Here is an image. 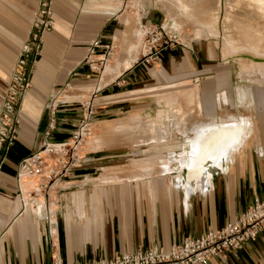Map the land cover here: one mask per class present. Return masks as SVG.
Returning a JSON list of instances; mask_svg holds the SVG:
<instances>
[{
	"label": "crops",
	"instance_id": "0c3cea01",
	"mask_svg": "<svg viewBox=\"0 0 264 264\" xmlns=\"http://www.w3.org/2000/svg\"><path fill=\"white\" fill-rule=\"evenodd\" d=\"M38 1L0 0V105ZM51 9L54 27L43 35L17 139L0 174V264H47L51 238L63 264L108 261L139 249L169 251L222 229L264 199V76L246 79L216 42L202 38L142 60V30L162 18L149 0H53ZM96 40L100 47L89 56ZM110 44L105 65L93 68ZM184 86L196 91L193 112L184 123L159 120L157 131L172 132L166 141H147L146 129L139 138L110 129L131 131L135 120L156 119L165 111L163 88ZM87 101L102 146L86 142L43 208L23 209L19 163L46 143L67 142ZM242 126L240 143L219 157L218 141ZM33 184L22 181L26 190ZM208 264H264V233Z\"/></svg>",
	"mask_w": 264,
	"mask_h": 264
},
{
	"label": "built area",
	"instance_id": "2783aa9c",
	"mask_svg": "<svg viewBox=\"0 0 264 264\" xmlns=\"http://www.w3.org/2000/svg\"><path fill=\"white\" fill-rule=\"evenodd\" d=\"M52 1H38L30 32L6 84L0 105V174L6 155L17 139L20 104L31 88V75L41 53L43 35L54 27ZM155 27V30H159L157 35L154 31L142 30L144 50L141 52V57L144 61L154 60L163 48L179 44L176 32H166L162 24ZM149 35L153 37L150 41ZM161 39L163 41L158 44ZM99 47V41H93L89 47V56ZM113 49L112 44L105 46V54L98 61V65H105ZM92 64L94 63L91 62L90 65ZM93 68L97 69V66ZM83 108L82 119L67 142L46 143L41 150L30 154L19 163L16 182L23 209L34 207L41 198L46 201L57 178L77 163L81 148L92 138L94 127L90 120L92 116L90 101L85 102ZM52 122L53 120L50 127ZM22 181H34V185L26 190L22 187ZM262 233H264V199L255 200L234 222L222 229L187 238L182 244L172 246L169 251L161 248L139 249L133 253L115 256L108 261H87L77 264H208L213 257H222L227 253L239 251L243 245L255 240ZM50 251V260L47 264H63L52 238Z\"/></svg>",
	"mask_w": 264,
	"mask_h": 264
},
{
	"label": "rangeland",
	"instance_id": "374dc122",
	"mask_svg": "<svg viewBox=\"0 0 264 264\" xmlns=\"http://www.w3.org/2000/svg\"><path fill=\"white\" fill-rule=\"evenodd\" d=\"M149 2L150 6L155 8L162 17L161 22L155 26L162 24L166 32H176L179 43L186 44L195 38L212 40L222 49L224 58L227 57L236 63L240 74H243L246 79L255 82L258 76L261 78L264 76V0H149ZM130 6L133 7L134 3ZM155 26H148L146 29L150 32L154 31L157 35L159 30H155ZM152 35L148 36L149 41L153 38ZM162 41L163 39L158 44ZM138 48L140 49V46ZM143 50L141 45V49L137 51L142 52ZM110 62L114 63L113 59ZM99 66L97 64V69L100 68ZM108 68L109 66L106 71ZM94 73L97 74L98 70ZM163 89L165 93L163 97H160L159 105H162L163 101L165 111H159L156 119L152 120L148 116L142 123L135 120L131 131L127 126L110 129L117 133H130L132 138H139L137 135L140 130L146 129L145 132L149 135L147 141L156 142V140L169 139L172 132L157 131L156 124L161 118L170 125L188 121L193 112L192 101L196 97V91L185 86L167 88L169 92L166 88ZM144 122H146L145 125ZM201 132L199 136L202 135L203 132ZM92 142L96 143L97 148L103 144L96 134L88 140V143ZM135 142L141 141L137 139L133 141ZM126 150L124 153L130 151L129 148Z\"/></svg>",
	"mask_w": 264,
	"mask_h": 264
},
{
	"label": "bare ground",
	"instance_id": "6f19581e",
	"mask_svg": "<svg viewBox=\"0 0 264 264\" xmlns=\"http://www.w3.org/2000/svg\"><path fill=\"white\" fill-rule=\"evenodd\" d=\"M245 127L244 126H242V127H236L235 128V131H234V136H226V135H224L223 136V138H222V140H219L218 141V145L220 146V144H222V147L221 148H219V146L217 145V153H218V155H219V157L220 156H223V157H221V158H224V157H226V156H228V154L232 151V149H234V148H236V146L240 143V141H241V139H242V133L244 134L245 133ZM218 130H220V129H218ZM217 130H212V131H210L209 132V134L211 135L212 133H214V132H216ZM94 134H95V132H94ZM204 134V133H203ZM202 134V136L201 137H207V135L209 136V134H207V135H203ZM84 146V145H83ZM214 150V152L216 151V146H215V148L213 149ZM233 151H235V150H233ZM198 153V145H197V147H196V150H195V155ZM216 153V154H217ZM194 160V165L192 166V169H191V172H192V170H193V168H195V166H196V159H193ZM203 164H205V163H203ZM190 166V168H191V165H189ZM189 168V169H190ZM196 170V169H195ZM203 170H205V166L203 167ZM193 174H197L198 175V178H199V174L197 173V172H193ZM34 182V181H33ZM26 184V183H25ZM34 185V184H33ZM32 185V186H33ZM27 186V185H26ZM25 186V187H26ZM24 187V188H25ZM28 189H29V187H28ZM46 202V201H45ZM44 202V200H43V198H41L40 199V201H39V204H38V207L40 208V207H42L43 208V206H44V204H46ZM37 206V205H36Z\"/></svg>",
	"mask_w": 264,
	"mask_h": 264
}]
</instances>
